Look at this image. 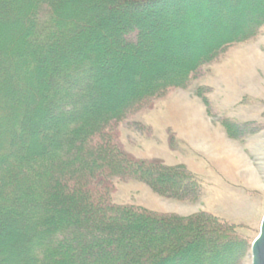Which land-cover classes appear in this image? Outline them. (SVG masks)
<instances>
[{
    "label": "trees",
    "instance_id": "1",
    "mask_svg": "<svg viewBox=\"0 0 264 264\" xmlns=\"http://www.w3.org/2000/svg\"><path fill=\"white\" fill-rule=\"evenodd\" d=\"M263 26L264 0H0V264H242L238 224L112 194L119 178L201 199L195 172L135 157L119 125Z\"/></svg>",
    "mask_w": 264,
    "mask_h": 264
},
{
    "label": "rangeland",
    "instance_id": "2",
    "mask_svg": "<svg viewBox=\"0 0 264 264\" xmlns=\"http://www.w3.org/2000/svg\"><path fill=\"white\" fill-rule=\"evenodd\" d=\"M227 125L239 139L229 136ZM119 131L135 157L187 165L203 193L198 202H180L141 181L115 178L117 204L183 217L212 211L238 224L253 243L264 216V26L226 48L187 88L120 123ZM242 264H252L251 248Z\"/></svg>",
    "mask_w": 264,
    "mask_h": 264
},
{
    "label": "water",
    "instance_id": "3",
    "mask_svg": "<svg viewBox=\"0 0 264 264\" xmlns=\"http://www.w3.org/2000/svg\"><path fill=\"white\" fill-rule=\"evenodd\" d=\"M252 264H264V216L260 231L251 246Z\"/></svg>",
    "mask_w": 264,
    "mask_h": 264
},
{
    "label": "bare ground",
    "instance_id": "4",
    "mask_svg": "<svg viewBox=\"0 0 264 264\" xmlns=\"http://www.w3.org/2000/svg\"><path fill=\"white\" fill-rule=\"evenodd\" d=\"M262 222V221H261ZM261 226V225H260Z\"/></svg>",
    "mask_w": 264,
    "mask_h": 264
}]
</instances>
